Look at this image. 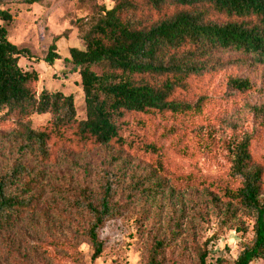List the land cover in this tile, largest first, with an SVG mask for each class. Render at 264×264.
I'll use <instances>...</instances> for the list:
<instances>
[{"label": "rangeland", "instance_id": "obj_1", "mask_svg": "<svg viewBox=\"0 0 264 264\" xmlns=\"http://www.w3.org/2000/svg\"><path fill=\"white\" fill-rule=\"evenodd\" d=\"M34 1L0 0V9L13 17L9 40L31 53L19 65L37 73L33 90L72 95L81 121V79L63 59L70 57L71 48H84V35L102 8L111 9L114 3ZM133 2L147 25L175 11L157 12L143 0ZM52 43L62 59L49 65L44 58ZM242 58L234 53L215 56L208 64L214 70L191 79L188 90L175 95L178 101L201 102L191 112L126 114L120 134L131 143L124 147L51 140L44 158L26 149L12 117L0 120V175L16 166L29 167L33 173L11 192L21 195L24 182L33 179L30 194L37 196L31 211L0 232V264H146L158 242L164 245L162 264H197L199 249L207 250L209 264L219 258L235 260L253 237L254 217L224 196L236 187L230 178L231 150L248 139L252 168L264 169V67ZM233 78L247 80L251 88L233 89ZM30 121L41 129L51 115H33ZM149 145L156 152L145 151ZM106 173L116 180L113 204L120 216L99 232L103 252L93 259L85 236L90 217L72 209L70 202L82 190L97 201Z\"/></svg>", "mask_w": 264, "mask_h": 264}, {"label": "trees", "instance_id": "obj_2", "mask_svg": "<svg viewBox=\"0 0 264 264\" xmlns=\"http://www.w3.org/2000/svg\"><path fill=\"white\" fill-rule=\"evenodd\" d=\"M143 1L157 12L168 8L175 11L147 25L133 0H112L114 6L102 8L103 14L84 35V48H71L70 57L63 59L81 79L85 106L81 121L72 95L48 90L37 94L33 90L37 73L19 65L22 58L30 59L31 53L10 42L7 29L13 17L0 9V120H15L16 135L27 150L48 158L51 140L124 147L131 143L120 134L126 114H184L200 107L201 102L178 101L175 95L186 92L191 79L214 70L215 66L208 64L215 56L234 53L244 62L249 59L264 67V0ZM220 18L225 22H219ZM61 59L52 43L44 62L53 65ZM229 84L238 91L251 88L247 80L239 78ZM45 114L51 115V122L34 129L30 117ZM144 149L156 152L153 145ZM252 163L248 139L233 147L230 178L236 187L224 196L230 204L253 215V237L241 246L235 260L219 258L216 264L264 261V169L252 168ZM32 173L27 166H16L0 175V232L14 227L25 211L33 209L37 199L30 194L33 179L24 182L21 195L11 192ZM102 181L97 201L82 190L70 202L72 209L90 217L85 236L93 259L103 252L99 232L120 216V208L113 204L115 177L106 173ZM163 246L158 242L152 247L146 264H162L159 257ZM197 258V264H209L207 250L199 249Z\"/></svg>", "mask_w": 264, "mask_h": 264}]
</instances>
